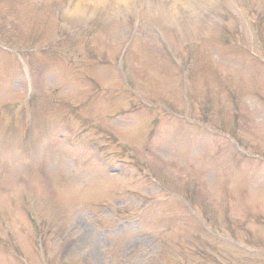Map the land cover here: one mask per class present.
Wrapping results in <instances>:
<instances>
[{"label": "rangeland", "instance_id": "374dc122", "mask_svg": "<svg viewBox=\"0 0 264 264\" xmlns=\"http://www.w3.org/2000/svg\"><path fill=\"white\" fill-rule=\"evenodd\" d=\"M0 264H264V0H0Z\"/></svg>", "mask_w": 264, "mask_h": 264}]
</instances>
